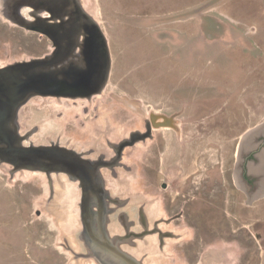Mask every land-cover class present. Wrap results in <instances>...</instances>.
Returning <instances> with one entry per match:
<instances>
[{
    "label": "rangeland",
    "instance_id": "rangeland-1",
    "mask_svg": "<svg viewBox=\"0 0 264 264\" xmlns=\"http://www.w3.org/2000/svg\"><path fill=\"white\" fill-rule=\"evenodd\" d=\"M80 2L107 40L108 80L100 94L63 100L64 118L44 133L85 142L105 130L117 141L152 112L178 114V133L151 121V135L125 148L130 172L114 193L107 186L110 235L141 249L143 264H264V197L242 178L244 145L264 136V0ZM48 44L0 14V66L41 57ZM55 103L31 97L22 122ZM131 200L145 224L136 215L140 229L125 231ZM77 201L74 183L0 164V264H98L79 238Z\"/></svg>",
    "mask_w": 264,
    "mask_h": 264
},
{
    "label": "flooded vegetation",
    "instance_id": "flooded-vegetation-1",
    "mask_svg": "<svg viewBox=\"0 0 264 264\" xmlns=\"http://www.w3.org/2000/svg\"><path fill=\"white\" fill-rule=\"evenodd\" d=\"M4 1V3H0V11L4 12L6 16L12 19L25 18L32 21L30 29H26L15 23L13 24L25 30L38 33L40 37L49 41V51L37 58L52 55L54 59L57 58V62L56 64H49L45 71L54 74L56 71L57 74H60L59 69L61 65L65 63V55H67L68 52H70L67 56L68 59L78 58L76 44L81 41L82 35H78L80 29L76 31L78 28L76 24H72L73 22L70 25L68 24L70 20L74 21L77 19L76 0ZM27 61L29 60L15 61L13 63H23ZM13 63L0 66V74H4L5 71L3 69ZM34 97L39 99H53L56 101L55 104L58 105V107L54 108L50 115H37L35 117V123L30 125L27 122L23 123L21 119L22 106L26 102L14 105V102L7 98L6 95H0V164L10 165L13 170L15 169V165L2 161V157L9 156L11 153L10 151L14 148V144H19L27 148H41L44 152L48 151L53 156H56V158L54 157L48 160L47 158H45V160L41 159L42 161L36 164L39 166L37 170L45 174L46 180L49 183L54 181L61 182L63 180L74 183L75 190L78 192L76 213L80 224L79 238L83 241L88 256L92 257L100 264L101 261L95 251V249L100 248L104 253L106 252L108 256V262L105 264H143V260L141 261L140 258L136 256L137 253H140L139 250L141 249L129 250L127 248L128 246H124L120 242L118 237L119 234L110 235L108 225L112 224V217L110 219V217L108 218L107 216L111 214V212H109L111 208L108 207L106 201L110 198L109 188L107 187L110 182L111 184L109 186L112 187L111 192L114 193V183L125 181L123 176L120 175L121 170H126L125 172L127 173L130 172V166L127 163H123L125 148L133 146L137 141H141L151 135L152 123L149 114L148 119H143V129L130 130L127 132V137L117 141L108 139L105 130L102 131V137L105 139L103 141L91 140L79 142L70 138H64L62 140L61 137L59 139H52L51 135L45 134L44 131L47 130L51 124V119L59 120L64 118V109L62 108L63 100L69 98L40 94ZM84 112H86V110ZM177 116L175 118H177ZM159 121L160 120H156V122ZM44 124L46 126H43ZM175 132L177 133V131ZM39 133H43L42 135L40 134L41 140L37 136ZM133 139L136 140L132 142ZM258 144L264 146V136L260 139ZM253 154V151L249 152L247 158L253 159ZM20 169L35 170L29 168ZM242 170V178L247 184L248 182H252V180L254 181L255 177L251 176L249 173L247 164L242 165ZM248 179L249 181H247ZM250 179L252 180L250 181ZM142 200L144 201L142 204L145 205L144 208L146 211L148 209L152 214L154 205L149 203L150 201L148 199ZM129 203L130 204L126 206V214H128V216H124L126 222L125 225L122 226V229L125 231L139 230L141 226L136 223V215L142 216L141 221L145 224V218H143V214H141L144 209L142 210V205L136 204L133 200ZM106 237L107 242L104 241ZM144 239H146V237Z\"/></svg>",
    "mask_w": 264,
    "mask_h": 264
},
{
    "label": "water",
    "instance_id": "water-1",
    "mask_svg": "<svg viewBox=\"0 0 264 264\" xmlns=\"http://www.w3.org/2000/svg\"><path fill=\"white\" fill-rule=\"evenodd\" d=\"M0 1V3L5 2L4 0ZM76 4L77 19L67 23L69 25L72 22V24H76L78 26L76 31L80 29L78 35H82L81 41L76 44L78 58L68 59L67 56L70 53L68 52L65 55V63L59 69L60 74H57L56 71L55 74L45 71L49 64H56L57 62V58L54 59L52 55L8 65L3 69L5 73L0 74V95H6L14 102V105H19L37 94L74 99L90 98L103 90L108 80L111 64L107 40L97 21L85 11L80 0H76ZM0 14L12 23L26 29L31 27L32 21L28 19H12L1 11ZM177 115V113L165 115L152 112L149 114V118L153 122L154 128L170 127L178 133V120L175 118ZM156 120L160 121L156 122ZM135 140L133 139L132 142ZM10 152L9 156L2 157V161L15 165L14 170L20 168L37 170L39 167L36 165L37 162H41L45 158L47 160L56 158L41 148H27L19 144H14V148ZM162 186L165 187V183ZM106 240L107 237L104 241ZM95 251L101 261L100 264L108 262L106 252L104 253L100 248L95 249Z\"/></svg>",
    "mask_w": 264,
    "mask_h": 264
},
{
    "label": "crops",
    "instance_id": "crops-1",
    "mask_svg": "<svg viewBox=\"0 0 264 264\" xmlns=\"http://www.w3.org/2000/svg\"><path fill=\"white\" fill-rule=\"evenodd\" d=\"M258 133H260V131L256 132V134ZM244 146L248 147L247 149L249 152H254V158L251 159V162L247 165L249 173L251 176L255 177L254 180H256L253 182V186L250 187V189H255L251 197H255V200H257L264 197V146L260 144H245ZM246 147L244 150H246Z\"/></svg>",
    "mask_w": 264,
    "mask_h": 264
},
{
    "label": "bare ground",
    "instance_id": "bare-ground-1",
    "mask_svg": "<svg viewBox=\"0 0 264 264\" xmlns=\"http://www.w3.org/2000/svg\"><path fill=\"white\" fill-rule=\"evenodd\" d=\"M62 198H63V201H65V205H66V204H67V203H66V197H62Z\"/></svg>",
    "mask_w": 264,
    "mask_h": 264
}]
</instances>
